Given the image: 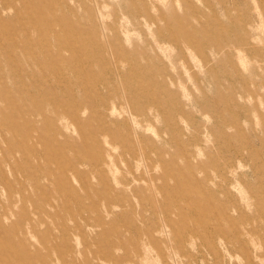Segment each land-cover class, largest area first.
<instances>
[{"label": "rangeland", "instance_id": "374dc122", "mask_svg": "<svg viewBox=\"0 0 264 264\" xmlns=\"http://www.w3.org/2000/svg\"><path fill=\"white\" fill-rule=\"evenodd\" d=\"M0 264H264V0H0Z\"/></svg>", "mask_w": 264, "mask_h": 264}]
</instances>
